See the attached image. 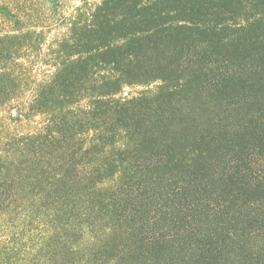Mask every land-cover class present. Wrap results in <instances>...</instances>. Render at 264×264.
Listing matches in <instances>:
<instances>
[{"label":"trees","instance_id":"obj_1","mask_svg":"<svg viewBox=\"0 0 264 264\" xmlns=\"http://www.w3.org/2000/svg\"><path fill=\"white\" fill-rule=\"evenodd\" d=\"M158 50L183 54L193 67L207 55L250 56L222 57V80L250 62L264 67V0H0V264H46L41 252L82 257L50 264H102L122 229L136 264H161L160 250L176 243L179 254L181 237L199 235L210 219L240 249L258 239L247 260L264 264V116L249 123L244 146L193 160L179 148L181 159H171L170 141L143 143L138 132L133 141L121 116L138 98L120 92L156 63ZM150 94L163 89L137 96ZM20 125L34 129L10 132ZM79 182L101 184L93 189L109 203L108 233L58 252L54 242L73 229L56 218L45 242L28 243L19 222L35 202L56 214L62 192Z\"/></svg>","mask_w":264,"mask_h":264},{"label":"rangeland","instance_id":"obj_2","mask_svg":"<svg viewBox=\"0 0 264 264\" xmlns=\"http://www.w3.org/2000/svg\"><path fill=\"white\" fill-rule=\"evenodd\" d=\"M76 5H79L78 2H71V6ZM222 57L225 60L250 61L248 55L231 57L228 54ZM222 57L207 55L204 57L203 66L193 67L183 63L186 60L183 54H173L172 51L166 54L158 50L153 57L156 63L152 65L151 62L148 69L139 73L136 83L125 85L120 92L121 96H128L130 101L132 98H138L134 105H125L122 109L121 123L130 127L131 139L134 141V134L138 132L140 136L137 140L143 143L146 140L147 143L160 144L170 141L168 147L173 151L170 158L174 161L181 159L177 152H174L178 148L186 153V160H193L197 156H211L219 148H227V145L242 143L241 146H244L247 141H251L247 140L251 138L247 136L250 132L249 123L259 122L258 119L264 116V97L261 98L264 96V67L250 62L251 68L233 73V79L230 77L222 80L221 77L215 76L218 74L217 68ZM155 87L163 89V97L150 94L141 95L139 99L137 96L138 93L149 92ZM223 91V98H220L219 95ZM251 96L256 99L251 100ZM204 99L214 103L203 101ZM4 115V111H1V120ZM187 125L190 127H186ZM193 126H199L202 132L191 133L189 129ZM9 129L13 133L25 134L32 131L34 125H20L17 128L10 126ZM125 129L127 128L122 129L124 134ZM105 182L108 183V179ZM100 185L94 182L70 185L62 192L63 196L58 198L57 203L61 211L56 214L47 211V202L44 199L33 203L38 205L35 206V212L32 215L28 213L27 219L19 222L28 243L32 245L40 241L45 242L52 232L50 228L56 225L52 220L59 218L62 225L66 224L67 228L73 231L66 240L54 242L58 252L80 239L82 244L91 247L92 239L108 233L107 228L103 226H107L111 210L109 203L93 189ZM13 223L18 225L16 221ZM200 223L199 235H193L190 240H187L186 236L181 237L179 244L182 242L183 250L179 254L174 251L176 243L167 244L162 250L158 249L164 262L161 264H249L247 256L255 255L260 245L259 240L254 237L252 248L247 249L245 246L240 249L237 243L231 240V231L222 229L218 220L210 219ZM116 237V243L119 245L117 253L110 247L109 257L112 258L105 257L101 263L114 264L112 260L115 259L117 264H136V258H133L130 252L133 249L126 244L124 229L121 233H116ZM81 258L71 255L48 258L44 257L42 252L37 257L40 262L47 261L46 264L61 261L78 263ZM89 262L93 263L92 258Z\"/></svg>","mask_w":264,"mask_h":264}]
</instances>
